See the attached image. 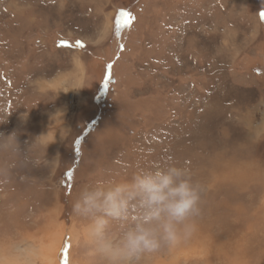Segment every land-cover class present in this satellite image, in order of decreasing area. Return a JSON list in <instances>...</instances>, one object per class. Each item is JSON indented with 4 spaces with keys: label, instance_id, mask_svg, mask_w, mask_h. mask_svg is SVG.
I'll return each instance as SVG.
<instances>
[{
    "label": "rangeland",
    "instance_id": "374dc122",
    "mask_svg": "<svg viewBox=\"0 0 264 264\" xmlns=\"http://www.w3.org/2000/svg\"><path fill=\"white\" fill-rule=\"evenodd\" d=\"M0 264H97L82 186L172 158L206 187L144 264H264V0H0Z\"/></svg>",
    "mask_w": 264,
    "mask_h": 264
},
{
    "label": "clouds",
    "instance_id": "9594fccd",
    "mask_svg": "<svg viewBox=\"0 0 264 264\" xmlns=\"http://www.w3.org/2000/svg\"><path fill=\"white\" fill-rule=\"evenodd\" d=\"M5 120H0V123ZM17 132H0V150L20 151ZM206 187L186 164L137 166L130 177L82 186L73 201L97 264H144L198 229Z\"/></svg>",
    "mask_w": 264,
    "mask_h": 264
}]
</instances>
